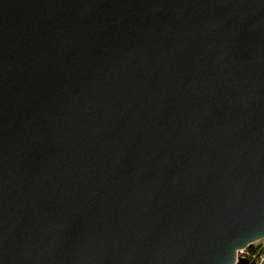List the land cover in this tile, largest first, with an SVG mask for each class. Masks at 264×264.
Instances as JSON below:
<instances>
[{"label": "water", "instance_id": "water-1", "mask_svg": "<svg viewBox=\"0 0 264 264\" xmlns=\"http://www.w3.org/2000/svg\"><path fill=\"white\" fill-rule=\"evenodd\" d=\"M264 0H0V264H254Z\"/></svg>", "mask_w": 264, "mask_h": 264}, {"label": "built area", "instance_id": "built-area-1", "mask_svg": "<svg viewBox=\"0 0 264 264\" xmlns=\"http://www.w3.org/2000/svg\"><path fill=\"white\" fill-rule=\"evenodd\" d=\"M258 244H260L261 246L254 252H251V250L247 249H241L238 251L237 256L239 258H246L249 260V262H252L254 264H264V239L255 243V245Z\"/></svg>", "mask_w": 264, "mask_h": 264}, {"label": "trees", "instance_id": "trees-1", "mask_svg": "<svg viewBox=\"0 0 264 264\" xmlns=\"http://www.w3.org/2000/svg\"><path fill=\"white\" fill-rule=\"evenodd\" d=\"M261 245L258 244V245H255L253 246V248L251 249V252H254L255 250H257Z\"/></svg>", "mask_w": 264, "mask_h": 264}, {"label": "rangeland", "instance_id": "rangeland-1", "mask_svg": "<svg viewBox=\"0 0 264 264\" xmlns=\"http://www.w3.org/2000/svg\"><path fill=\"white\" fill-rule=\"evenodd\" d=\"M262 240H263V239H262ZM260 241H261V240H260ZM257 242H259V241H257ZM257 242H255V243H257ZM255 243H254V244H255Z\"/></svg>", "mask_w": 264, "mask_h": 264}, {"label": "bare ground", "instance_id": "bare-ground-1", "mask_svg": "<svg viewBox=\"0 0 264 264\" xmlns=\"http://www.w3.org/2000/svg\"><path fill=\"white\" fill-rule=\"evenodd\" d=\"M241 249H243V248H241ZM241 249H239V250H241ZM239 250H238V251H239Z\"/></svg>", "mask_w": 264, "mask_h": 264}]
</instances>
